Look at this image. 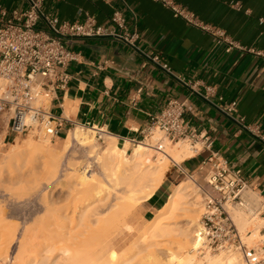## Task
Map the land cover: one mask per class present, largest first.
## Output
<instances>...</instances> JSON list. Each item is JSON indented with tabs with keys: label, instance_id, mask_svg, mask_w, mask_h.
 <instances>
[{
	"label": "crops",
	"instance_id": "crops-1",
	"mask_svg": "<svg viewBox=\"0 0 264 264\" xmlns=\"http://www.w3.org/2000/svg\"><path fill=\"white\" fill-rule=\"evenodd\" d=\"M126 1L135 14L125 11L128 27L141 36L137 50L111 37L67 45L77 56L67 68L71 77L67 87L57 90L50 103L61 124L54 142L63 145L76 127L99 129L116 137L128 157L143 143L150 117L169 98H177L186 102L191 126L210 137L213 145L210 151L174 165L175 176L188 175L198 184L194 177L206 176L209 170L203 163L218 154L231 170L240 173L252 195L264 198V139L236 121L245 118L264 135V58L255 54L264 51V0H175L246 49L231 53L158 2ZM113 5H119L117 0ZM28 8V0H0V18L3 12L11 18L13 11ZM44 8L62 22H83L91 17L107 31L115 29L113 9L100 1L46 0ZM39 28L47 29L43 21ZM155 55L168 64L171 73L152 62ZM206 87L215 88L216 98L223 101H207L203 97ZM231 102L238 104L233 117L223 112ZM176 181L165 179L143 204L146 220L185 180Z\"/></svg>",
	"mask_w": 264,
	"mask_h": 264
},
{
	"label": "built area",
	"instance_id": "built-area-1",
	"mask_svg": "<svg viewBox=\"0 0 264 264\" xmlns=\"http://www.w3.org/2000/svg\"><path fill=\"white\" fill-rule=\"evenodd\" d=\"M100 1L113 9L111 22L115 28L107 31L99 26L94 18L87 17L83 22H62L58 17L46 12V0H28L29 8L25 11H13L8 18L2 13L0 18V115L7 122V129L15 138L28 134H36L54 140L61 126L59 118L50 109L53 95L59 89H65L71 80L67 68L76 60V54L67 48L77 40L111 37L137 50L141 38L138 31L128 27L125 11H134L126 0ZM170 9L175 17H181L190 25L211 35L216 44L225 47L226 53L234 50H246L240 43L228 36L222 29L205 24L194 13L176 3L175 0H153ZM46 30L39 28L40 22ZM252 51V50H247ZM264 58V51L256 52ZM152 62L164 71L171 73L167 63H163L157 55L151 57ZM194 87V86H193ZM203 97L213 102L216 98L213 87H206ZM237 102H231L223 112L233 117L237 113ZM186 102L177 98H169L160 111L150 117V124L143 133L146 142L155 131L174 144L187 140L197 153L210 151L213 140L193 128L186 118ZM245 130L261 136L257 124H247L245 118L236 120ZM102 132V131H100ZM106 133V132H102ZM99 140H103L98 135ZM156 145L161 151L162 145ZM197 146H201L198 150ZM209 168L205 176L208 191L201 187L205 195L204 209L199 220L202 238L201 253H237L244 264H264V236L260 245L250 247L248 239L251 233L244 234L236 224L233 212L242 211L251 220H261V232L264 235V198L256 196L250 201V187L239 172L229 168L227 162L220 160L218 154L203 163ZM253 194V193H252Z\"/></svg>",
	"mask_w": 264,
	"mask_h": 264
},
{
	"label": "bare ground",
	"instance_id": "bare-ground-1",
	"mask_svg": "<svg viewBox=\"0 0 264 264\" xmlns=\"http://www.w3.org/2000/svg\"><path fill=\"white\" fill-rule=\"evenodd\" d=\"M1 87L2 85L0 86V91H1ZM100 131L102 130L76 127L75 129L69 132L66 142L60 146V148L62 149L61 153L63 155L68 152L70 153L72 147L75 145L88 148L90 150V153L92 154L91 157H93L96 160V163L98 164L99 169L102 173V178L99 179L100 177H97L94 173H91V170L88 169L91 168L90 165H86V167L84 166V164H83L84 167H80L79 164L71 165L73 173L71 174L72 176L70 178H74L73 184H75L74 187H76L73 190L76 192V194L78 193L79 195L81 194L84 195L85 197L86 196L88 197V198L86 197V199L88 200L86 201L87 202L90 201V202L87 205V207L84 209L87 210L89 209L88 212L91 211V213H93V214H89L88 217L86 216L88 212L86 213L85 211H83L84 210L83 209L82 210L83 214L81 216L79 215L80 218L77 217L79 218L78 223L79 221H81L82 224L87 222V221H83L84 219L87 218L89 219L90 217H92L90 215H94L92 218L94 217L97 218V220L94 218L96 226H98V224L100 223L103 225L104 221L108 220L107 219L108 217L111 218V221L118 223V221L121 218H123L122 215L126 217L132 212L130 211L129 213L130 208L131 210L133 208L137 209V207L142 206L156 193L158 188L167 178L166 175L167 172L169 171L171 162L175 164H182L185 160L194 157L197 153L196 148H192L187 140H181L180 142H177L174 145H170L167 144L166 141L160 140V132L155 131L154 132L155 135L153 134L152 137L148 139L149 142L140 143L135 148L132 157L128 158L126 156L127 150L119 147L116 137L111 136L107 133H102L105 131L102 132ZM99 134L102 136V139L107 138L108 140L106 146L104 147V149H102V151L101 150L99 151L97 144V136ZM43 138H41V141ZM159 142H160L159 145H162L161 151H159L156 148V145H158ZM27 144L26 145L24 144L26 146L24 148L26 149L31 145L30 143L29 145ZM51 144H52V138L50 139L46 138V140H43L42 143L40 142L39 145L35 144L34 146L33 144L29 147V149L31 147H34L33 150L30 149L29 151H34L36 149L37 151L36 150L35 151L38 153H42V152L48 153L47 156L43 158L44 160L42 163L43 165L42 167H43L44 175L47 176L49 180L50 179L52 180L54 179V177L57 176L61 165L60 164L61 157L51 149ZM24 148L18 145H13V147H11V151L9 149L10 153L7 154L8 158H6L7 159L6 163L11 164L10 166H13L11 161L13 162L14 160V162H17L20 154H22V152L26 153L24 152L25 150ZM0 165H1L0 167L4 166V164L2 163ZM202 192L203 191L201 187H199L198 184H196L192 179L180 183L177 186L174 193L169 197L166 204L158 211L157 215L155 216V219L151 221L149 226L141 233V235L139 236L140 237L139 241L137 240L138 242L136 244H132V246L134 245L133 247L129 246L131 250L130 249L128 250L130 251L133 250L132 254L133 255L135 254L131 258L133 259L135 258V256L139 257V255L143 254V257L146 256V261H144L145 258L141 257L143 258L142 259V261L144 262L143 264H145L146 262H147L146 264H244L242 258L237 253H225V254L219 253L220 255H211V253L199 252L202 249V238L198 226L199 224L198 211H200L201 208L200 195ZM112 196L114 197L113 198L114 200L110 199L112 198ZM249 196H250L249 197L250 201L256 200V196L252 195V193H250ZM111 200L114 203H110ZM104 208H107L109 211V212L107 211V213L109 214V216L107 215L108 217H106V215L102 216L104 214L103 213L104 212L103 210H105ZM126 209L129 214L126 211L124 212V210ZM3 211L2 210L0 211L1 214L0 216H2V214L4 213ZM180 212L184 214V215L182 214V217L184 216V219L182 218L184 222L176 223L177 222V221L175 222V220L177 219L176 216L178 213H179L178 215L181 216ZM233 217L242 233L244 234H247L248 232L251 233L250 238L248 239L249 244H252L250 245V247L259 246L264 236L263 233L261 232L262 228L260 224H254V222L256 221L251 220L250 217L242 211H237V210L234 211ZM115 218H118L119 220L118 219L115 220ZM3 220L4 217L2 221L0 220V223L4 222ZM90 220L94 223V221L91 218ZM92 222L89 223L87 222V224L85 223L84 226L85 225L89 226L88 224H91ZM81 223L79 224L82 225ZM108 223L111 224L112 222H108ZM2 224L4 223L0 224V234L8 237V241H9L8 244L11 246V244L15 242L14 241L15 238L12 235V233L6 230L8 229V226ZM90 227L92 226H89L88 230L90 229ZM98 228L96 227V229ZM96 229L94 230L96 231ZM13 234L16 233L14 232ZM83 236L84 235H82V237L80 238L81 241ZM11 237L14 240L11 239L10 241ZM31 238L29 237V235L28 236L25 235L22 241L20 239H19L20 241L17 240L18 243L20 242L19 243L20 247H17L19 249V252L17 250L16 253L17 255L16 254L14 255L13 264H25V263L27 264V260L33 259L34 254L33 252H31L33 248V240H32L33 238L32 239ZM80 240L77 241L78 242L77 245L79 246L78 247L76 246L77 247L76 250H74L75 247L74 249L68 248L63 250H61L62 249L61 248L60 256L58 257V260L56 262H55L56 259L54 260L53 264H117L118 263L117 258H119L120 254H118L114 249L110 248L108 244L106 245V247L103 246V249L100 250V253L103 254V256H105L104 255L105 252H108L107 257L98 260L99 253H94V252L88 253L89 248L83 249L84 247L82 246V244L84 241L81 242ZM140 241L141 242L143 241L144 249L138 248L139 250L137 251L134 250L136 249V246H139V243H141ZM112 242L113 241H111V244ZM164 243H168L176 246V252L172 251L169 253L168 256H164L165 258L167 257L166 260L165 259L163 260V258L160 257V254L162 255V253H160L161 250H158L159 252H157V249ZM10 246H7L8 250ZM66 247L67 246H65V248ZM51 250L53 249H48L47 251H51ZM72 250L75 252H73ZM127 251L125 253H127ZM191 252L194 255H192ZM200 257H202L203 259L200 260L199 259ZM4 259L1 260L2 263ZM44 259L46 263L41 260L43 264L44 263L48 264V262H50L49 258H44ZM132 259L129 260V262L127 263H125V261L123 260L122 261L125 264H130L132 262ZM5 262H7V259L5 260ZM28 264H32V263H28Z\"/></svg>",
	"mask_w": 264,
	"mask_h": 264
},
{
	"label": "rangeland",
	"instance_id": "rangeland-1",
	"mask_svg": "<svg viewBox=\"0 0 264 264\" xmlns=\"http://www.w3.org/2000/svg\"><path fill=\"white\" fill-rule=\"evenodd\" d=\"M1 85H2V82H0V86ZM1 94L2 92L0 91V96ZM3 119H4V116L0 115V164L1 163L4 164V166L2 165L3 167H0L1 168L0 169V211L4 210L3 211L4 215L2 214V216L4 217V220H3L4 222H1V223H4L5 225L8 226V229L6 230L12 233V235L15 238L14 240L12 236L10 238V241L11 239H13L17 243L15 242L12 244L10 243L11 244L10 246L8 244L9 242L8 237L0 234V264H13L14 255L17 253V250L19 252V249L17 247H20V244H19L20 242L18 243V241L20 240L22 241L25 235L27 236L29 235L30 238L31 237L33 238V239L31 238L33 240V248L31 252H33L34 256L31 255L33 256V259L27 260V264L28 263H32V264L40 263L41 264L42 261L45 262L44 258H49L50 262H48L47 260L46 261L48 262V264L49 263L53 264L55 259H56L55 262L58 260L61 250L68 249V248L74 249V247H75L74 250H76V248L79 246L77 245L78 243L77 241L80 240L82 235H84L82 238V241H84L83 242L84 245L82 244V246L84 247L83 249L89 248V250L87 249L88 253L90 252L99 253L98 260H100L101 258L104 259V257H107L108 252H105L104 253L105 256H103V254L100 253V250L103 249V246L106 247V245L108 244L110 248L114 249L118 254L121 255V256L119 255V258H117L119 264L124 263L123 261H125V263L129 262V260L132 259L131 257L135 255V254L134 255L132 254L133 250L130 251L131 250L130 247H133L134 245L132 246V244H136L139 241L140 239L139 236L149 226L151 221L155 219V216L157 215L158 211L161 208L157 210L155 212V215L149 220L145 219L146 216L144 213L143 205L140 207H137V209L133 208L134 210L133 209L131 210L130 208L129 213L130 211H132L130 214L127 212V209H126L124 210V212L126 211L129 215L125 217L121 214L122 213L121 212L120 214L123 217L121 218L122 220L115 218V220L116 219L119 220V221L117 220L118 223L111 221V218L108 217L109 216V214L107 213L108 209L104 208L105 210H103L104 214L102 216L106 215V217H108L107 218L108 220L107 221L105 220L103 225L100 223L101 225L98 224V226H96L94 218L96 220L97 218L96 217L92 218L94 215H90L92 216L90 218L94 221V223L90 220V218L88 219L87 217H86L87 219L83 220V221H87L88 223L92 222L91 223L92 225L88 224L89 226H92L88 230L89 226H86V225L84 226V224L85 223L87 224V222L82 224L81 221H79V223L82 224L80 225L78 223V219L83 214V211H85L86 213L88 212L89 209L87 210L84 208L87 207L90 201L87 202L88 201L86 199L87 196L85 197L84 195H81V194L79 195L78 193L76 194V192L73 190L76 188L74 187L75 184H73L74 178H70V177L72 176L71 174L73 173L71 165L79 164L80 167H84V166L86 167V165H90L91 168H88V169L91 170V173H94L97 177H100L99 179L102 178V173L99 169L98 164L96 163V160L93 157H91L92 154L90 153V150L86 147L75 145L72 147V150L70 153L68 152L63 155L61 153L62 149L60 148V146H58V144L55 143L54 140H52L51 149L55 151L61 157L60 159L62 162L60 161L61 165H60L57 176L54 177V179L49 180V178H47V176L44 175L43 167H42L43 166L42 163L44 160L43 158L47 156L48 153L47 152L38 153L36 152L37 151L36 149H35L36 151L35 150L29 151L30 149L33 150L34 148V147H31L29 149L31 145L33 144L34 146L35 144L39 145L40 142L42 143V141L46 140V138L45 137L43 138V136H38L33 133L15 138L14 136L11 135L10 131L7 129V122L4 121ZM153 134L155 135V133ZM41 138H43L42 141H41ZM47 139H50V138H47ZM160 140L166 141L167 144H170V145L176 144V143L172 144L166 139H164L161 133H160ZM107 141H108L107 138H103V140H99L97 136V144H98L99 151L100 150L102 151V149H104V147L107 144ZM146 142H149V140ZM29 143L31 145L29 147L27 146L28 147L27 148L28 150H27L24 147H26L25 146L26 144L29 145ZM13 145H18L24 148L25 149L24 152L26 153L22 152V154H20V156L18 157L19 161L15 159L17 160V162H14L13 160L15 164L11 161L13 166H10L11 164L6 163L7 161L6 158H8L7 154L10 153L11 147H13ZM200 148L201 146H198V150ZM131 157H132V154H129L128 158H131ZM170 164L172 166L170 165L169 167L170 172L168 171L169 174L167 172L166 180L167 179L169 181L177 180L176 182L190 180L188 175L187 176L179 175V177L175 176L176 168L174 165L176 164L173 162H171ZM194 179L197 181V183L200 186L204 187L208 191V188H206V184L204 181L205 176H200L199 178L194 177ZM113 198L114 197L112 196V198L110 199L114 200ZM112 200L110 201V203H114L112 202ZM204 201H205V195L202 192L200 195L201 208H200V211H198V214H199L198 223L203 213ZM89 212L86 215L88 217H89V214H93L91 213V211ZM178 214L176 216L177 219L175 220V222L176 221H177L176 223L184 222L182 220V218L184 219V216L182 217L183 213L180 212L181 216ZM2 216H0L1 221L3 219ZM108 222H112V223L109 224ZM94 224H95V227H94ZM254 224H260L261 227L263 225L261 220H256ZM96 227L97 228L99 227V228L96 229ZM94 229H96V231ZM14 232L16 234H13ZM94 232L98 234L96 235ZM111 241H113L112 244H111ZM109 243L112 245V247ZM7 246H10L9 250L7 249ZM65 246L67 247L65 248ZM138 248L144 249L143 241L139 243V246H136V249L134 250L137 251L139 250ZM48 249H53V250L47 251ZM158 250H161L160 253H162V255L160 254V257L163 258V260L164 259L166 260L167 257L165 258L164 256H168L169 253L172 251L176 252V246L172 244L164 243L157 249V252H159ZM126 251L127 253H125ZM128 252L129 253L131 252V253L129 254ZM191 254L194 255L192 252ZM211 255H220V254L213 253ZM141 257H143V254L139 255V257L135 256V258L132 259V262L130 261L131 262L130 264H143L144 262L142 261V259L145 258L144 261H146V256H144L143 258ZM2 259H4L3 263L1 261ZM6 259H7V262H5ZM199 259L201 260L203 258L200 257Z\"/></svg>",
	"mask_w": 264,
	"mask_h": 264
}]
</instances>
